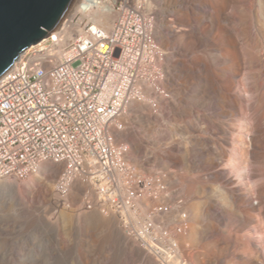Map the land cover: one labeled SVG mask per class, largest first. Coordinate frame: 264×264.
Instances as JSON below:
<instances>
[{
  "label": "rangeland",
  "instance_id": "374dc122",
  "mask_svg": "<svg viewBox=\"0 0 264 264\" xmlns=\"http://www.w3.org/2000/svg\"><path fill=\"white\" fill-rule=\"evenodd\" d=\"M163 1L144 0L168 53L172 99L155 98L158 112L131 104L124 132L115 134L130 147L127 161L138 173L168 188L161 200L147 201L139 219L157 203L169 210L183 203L166 220L156 217L158 226L173 228L181 210L189 214L194 242L181 241L177 264H264V0L243 1L234 32L219 18V0ZM204 3L218 18L184 14ZM175 5L182 13H173ZM161 12L176 34L161 31ZM223 126L231 139H222ZM47 168L51 174L26 182L29 203L15 187L0 189V264H137L136 252L126 253L121 242L127 226L98 217L85 187L72 186L67 200L58 198L63 167ZM170 242L157 244L170 249Z\"/></svg>",
  "mask_w": 264,
  "mask_h": 264
},
{
  "label": "built area",
  "instance_id": "2783aa9c",
  "mask_svg": "<svg viewBox=\"0 0 264 264\" xmlns=\"http://www.w3.org/2000/svg\"><path fill=\"white\" fill-rule=\"evenodd\" d=\"M96 11L118 14L111 29L91 20ZM75 13L57 33L22 53L0 79V179L29 182L46 164L62 166L59 194L77 180L89 182L106 216L118 217L129 233L157 245L160 238L183 234L189 214L181 210L173 228L158 226L156 217L168 218L183 203L170 210L157 203L139 219L147 201L160 200L168 188L162 179L138 173L127 161L130 147L115 134L124 132L133 102L158 112L157 98L172 99L168 53L144 1L81 0ZM76 30L64 45L68 31Z\"/></svg>",
  "mask_w": 264,
  "mask_h": 264
},
{
  "label": "bare ground",
  "instance_id": "6f19581e",
  "mask_svg": "<svg viewBox=\"0 0 264 264\" xmlns=\"http://www.w3.org/2000/svg\"><path fill=\"white\" fill-rule=\"evenodd\" d=\"M140 1H144V0H140ZM157 1H158V3L160 5H162V3L164 2L163 0H157ZM243 1L244 0H219L218 4L222 8L221 11H218V12L221 13L219 15V18H221V19L225 20V22H227V24L229 26V30L231 32L235 31V26L232 25V24L235 23L234 17L236 15V12H240L241 15L243 14ZM80 2H81V0H76L75 1L73 7L71 8V10L68 13V16L64 19V21L62 22L60 27L57 29V32L59 31L61 26H63V24L65 23L66 19L70 15H71L70 19H73L76 16L75 12L77 11V7L80 5ZM171 8H172L173 13H175V14L182 13V11H183V10L179 9L176 5L171 7ZM211 9L212 8L209 6V4L204 3L203 6H200L199 10L195 9V8H192V7H189V9L184 12V14L189 16L191 14V12H193V16H194V15H196V10H197L202 15L205 16V19L214 18V17L218 18L216 13L215 12L213 13L211 11ZM166 14H167L166 12H164V13L161 12V19H162L161 31H166L165 29H168L169 32L175 33V31L172 29V26L167 21V15ZM117 15L118 14L116 12L109 13V14L107 13L106 14L103 11H96V12H94L91 15V17H92L91 20L94 23H96V24H98L100 26H103V27H105L107 29H111L112 23L116 19ZM194 17H196V16H194ZM66 26H67V24H66ZM244 26H246V25H244ZM244 29H245V31L247 30L246 27H244ZM78 31H79V29H78ZM78 31L77 30L75 32L74 31H68V33L66 35V38L64 39L63 44L67 45L71 41V39L73 37V33H76ZM57 32L55 31V33H57ZM236 59L238 60L237 56H236ZM259 64H260L261 67H263L264 66V59L260 58L259 59ZM233 83H234V80L228 81V86L231 87V85ZM132 104L136 105L138 107H142L143 109H146V107L148 106V103H146V102H133ZM219 129L222 131V136H223L222 139L223 140L231 139V130L229 129L228 126L226 128L223 126V127H220ZM218 149L221 151V152L219 151V153L222 156V158H225L226 155H227L226 149L223 146H219ZM47 165H52V164H46L43 167V170H42L43 175H44V173L47 174V175L51 174L50 171H47L48 170ZM53 166H58V165H52V167ZM59 167H61V166H59ZM45 170L47 172H44ZM73 186H78V187L81 186L83 188L85 187L84 188L85 193L87 194V196L91 197L93 199L95 205H97L96 213L98 214V217L104 218V219L105 218L108 219L107 216H103L102 215V214H104L103 211L99 210V208L102 206V202H101L99 196L94 191V189L92 188V186H91V184L89 182L83 181V180H77V181H75ZM9 187H15L16 190H17V193L24 199L25 203H29L30 202L28 194L26 193V190H27L26 182H23V181H21V180H19L17 178H13V177L0 179V189L1 188H9ZM68 194H69V191H67L63 195L59 194V195H57V197L61 198V199H64V200H67V195ZM113 219L116 221V223L117 222L120 223V220H119L118 217L113 216ZM138 227H139V224H137V226H134L135 232L137 231ZM186 231L187 232H185V234H181V235H178V236L174 234L173 238H177V243H178L177 245L171 244V242H170L171 241V237L167 238V241H169L171 246H172L171 249H174V251L173 250L169 251L168 249L166 250V248H164V247L157 246L158 244L155 245L153 243V239L152 238H149L148 240L142 241V240L139 239L137 234L129 233V230H127V229L124 232H122L120 235H121V238H122L121 242H122V245L124 247V251L126 253H129V252H133L134 253V252H136L137 264H177V262L174 261L175 258H176V256H174V252L176 253L177 251H180V249L182 247L181 246L182 242H184V243H186V242L187 243H193L194 242V231L190 227ZM119 233H120V231H119ZM177 259L179 260V258H177ZM62 261H60V262L62 263ZM65 263H63V264H65ZM66 264H68V263H66Z\"/></svg>",
  "mask_w": 264,
  "mask_h": 264
},
{
  "label": "water",
  "instance_id": "95a60500",
  "mask_svg": "<svg viewBox=\"0 0 264 264\" xmlns=\"http://www.w3.org/2000/svg\"><path fill=\"white\" fill-rule=\"evenodd\" d=\"M75 1L0 0V79L22 53L57 31Z\"/></svg>",
  "mask_w": 264,
  "mask_h": 264
},
{
  "label": "snow or ice",
  "instance_id": "6c2138e0",
  "mask_svg": "<svg viewBox=\"0 0 264 264\" xmlns=\"http://www.w3.org/2000/svg\"><path fill=\"white\" fill-rule=\"evenodd\" d=\"M37 28H39V25H37Z\"/></svg>",
  "mask_w": 264,
  "mask_h": 264
}]
</instances>
